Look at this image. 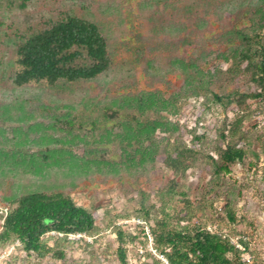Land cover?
<instances>
[{"label":"rangeland","instance_id":"obj_1","mask_svg":"<svg viewBox=\"0 0 264 264\" xmlns=\"http://www.w3.org/2000/svg\"><path fill=\"white\" fill-rule=\"evenodd\" d=\"M22 2L0 0V227L12 200L39 191L92 212L97 233L69 236L61 260L28 256L14 242L0 249V264H118L117 229L135 238L124 245L128 264H163L132 225L142 221L153 235L163 213L177 229L216 226L245 238L248 264H264V90L241 57L243 36L264 45V0ZM66 15L98 27L110 69L92 81L16 87L15 43ZM174 142L195 154L183 178L164 163ZM227 145L243 160L214 175L208 157L218 161ZM48 237L52 246L58 236Z\"/></svg>","mask_w":264,"mask_h":264},{"label":"trees","instance_id":"obj_2","mask_svg":"<svg viewBox=\"0 0 264 264\" xmlns=\"http://www.w3.org/2000/svg\"><path fill=\"white\" fill-rule=\"evenodd\" d=\"M25 1L20 5L22 9L25 8ZM254 37H242L244 50L241 57L258 77L264 90V45ZM14 65L13 84L23 87L30 84L54 86L61 81L70 84L92 81L105 74L112 62L106 40L98 27L86 19L66 15L49 27L20 38L15 43ZM213 99L224 105V98L213 95ZM224 132L220 134L222 139L228 137ZM238 133L237 130H230L228 135L234 138ZM194 139L196 142L200 140L198 137ZM194 155L191 148L179 146L177 142L168 145L164 163L174 179L185 176L187 163ZM243 157L240 148L227 145L224 150H219L218 161L211 157L208 160L215 166L213 174L220 175L228 174L230 166L241 162ZM174 179L170 191L184 199L185 215L190 219L192 205L185 199L184 192H177ZM143 214L148 220V211L144 210ZM225 214L229 223H236L230 206H226ZM2 220L0 249L18 242L26 255L39 259L51 255L61 260L64 252L60 246L67 242L69 236H94L97 233L94 214L62 193L36 191L23 194L10 202ZM52 233L58 237L50 246L49 241L53 238L45 237ZM115 236L118 243L117 262L128 264L124 245L135 238L119 229ZM153 236L156 248L164 253L168 264H248L241 262L240 253L229 243L228 237L206 232L201 226L177 229L168 222L165 213L156 222ZM245 241L244 238L241 244L249 251Z\"/></svg>","mask_w":264,"mask_h":264},{"label":"built area","instance_id":"obj_3","mask_svg":"<svg viewBox=\"0 0 264 264\" xmlns=\"http://www.w3.org/2000/svg\"><path fill=\"white\" fill-rule=\"evenodd\" d=\"M259 121H260V127H264V110H263V113L262 115H260L258 117ZM4 211V216L7 212V210H3ZM128 222H123L121 227H122V230L125 232L126 229L123 227V225H126ZM2 225H3V220L1 222V227H0V231L2 229ZM132 225H133V228H136L138 226H142L143 228V232H142V237L147 241L148 245H147V248H148V251L149 253H151L158 261H160L161 263L163 264H168L166 258H165V255L164 253L160 252L155 244H154V236L152 235L151 231L145 226V223L142 222V221H139V220H132ZM206 232H209L211 234H216L219 235V236H224V237H228L225 233L223 232H218L217 231V228L216 226H208L207 228L204 229ZM53 234V233H52ZM71 236H82V235H71ZM228 240H229V243L240 253V256H241V261L244 262V263H248L251 259V257L246 253V250L245 248L242 246L241 244V241L244 240V238H237V239H233V238H229L228 237ZM139 253L140 254H145V251L139 247ZM3 258V257H1Z\"/></svg>","mask_w":264,"mask_h":264}]
</instances>
